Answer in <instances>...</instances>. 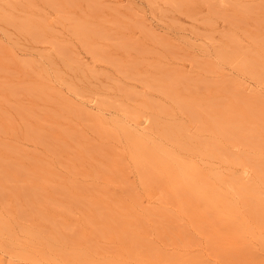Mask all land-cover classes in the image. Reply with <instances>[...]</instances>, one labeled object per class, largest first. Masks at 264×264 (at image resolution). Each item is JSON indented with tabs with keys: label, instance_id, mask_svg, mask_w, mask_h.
<instances>
[{
	"label": "rangeland",
	"instance_id": "1",
	"mask_svg": "<svg viewBox=\"0 0 264 264\" xmlns=\"http://www.w3.org/2000/svg\"><path fill=\"white\" fill-rule=\"evenodd\" d=\"M0 105V264H264V0H0Z\"/></svg>",
	"mask_w": 264,
	"mask_h": 264
},
{
	"label": "bare ground",
	"instance_id": "2",
	"mask_svg": "<svg viewBox=\"0 0 264 264\" xmlns=\"http://www.w3.org/2000/svg\"><path fill=\"white\" fill-rule=\"evenodd\" d=\"M176 6V5H175ZM178 8V7H177ZM127 9V8H126ZM113 11V10H112ZM114 12V11H113ZM232 17V16H231ZM123 19V18H122ZM132 21V20H131ZM207 22V21H206ZM240 22V21H239ZM135 24V23H134ZM137 24V23H136ZM175 24V23H174ZM119 25V24H118ZM116 26V25H115ZM121 26V24L119 25V27ZM134 26V25H133ZM122 27V26H121ZM120 27V28H121ZM140 27V26H139ZM140 29V28H139ZM76 30V29H75ZM73 31V30H72ZM73 33V32H72ZM145 34V33H144ZM209 34V33H208ZM78 35H81L80 34V32L78 33ZM102 35V34H101ZM152 35V34H151ZM104 36H106V35H104ZM117 37H119V36H117ZM146 37H148V36H146ZM151 37V36H150ZM157 38V37H156ZM203 39V38H202ZM110 40V39H109ZM153 40V39H152ZM117 41V40H116ZM156 41V40H155ZM118 42V41H117ZM195 42V41H194ZM156 44V43H155ZM86 45V44H85ZM117 45V44H116ZM58 48V47H57ZM56 48V49H57ZM64 49V47H61L60 48V50L61 49ZM90 49H91V47H89ZM59 49V48H58ZM151 49V48H150ZM149 50V49H148ZM225 50V49H224ZM91 51V50H90ZM94 51V50H93ZM100 51V50H99ZM136 51V50H135ZM142 51V50H141ZM145 50H143V52H144ZM152 50H150V52H151ZM155 51V50H154ZM223 51V50H222ZM222 51H221V53H222ZM226 51V50H225ZM224 51V52H225ZM228 51H230V49L228 50ZM227 51V52H228ZM56 52V51H55ZM63 52V51H62ZM160 52V51H159ZM169 52V51H168ZM100 53H101V51H100ZM99 53V54H100ZM155 53V52H154ZM170 53V52H169ZM58 54V53H57ZM95 54V53H94ZM172 54V53H171ZM225 54H226V52H225ZM63 55H65V52L63 53ZM155 55H157V53H155ZM230 55H234V54H230ZM229 55V56H230ZM160 56H161V54H160ZM176 56V55H175ZM180 56V55H179ZM225 56H227V55H225ZM228 56V57H229ZM11 57V56H10ZM45 57V56H44ZM56 57V56H55ZM213 57V56H212ZM231 57H233V56H230V58ZM61 58V57H60ZM189 58V57H188ZM227 58V57H226ZM229 58V59H230ZM55 59H57V58H55ZM62 59V58H61ZM69 59V58H68ZM191 59V61L193 60L192 58H190ZM222 59V58H221ZM12 60V59H11ZM20 60V59H19ZM41 60V59H40ZM47 60V59H46ZM49 60V59H48ZM228 60V59H227ZM51 61V60H50ZM49 61V62H50ZM69 61V60H68ZM220 61H222V60H220ZM231 61V60H230ZM8 62V61H7ZM21 62V61H20ZM36 62V61H35ZM228 62V61H227ZM232 62V61H231ZM8 63H10V62H8ZM56 63V62H55ZM61 63H62V61H61ZM67 63V62H66ZM216 63H218V62H216ZM215 63V64H216ZM221 63H223V61L221 62ZM225 63V62H224ZM229 63V62H228ZM12 64V63H11ZM50 65H52V63H49ZM14 65V64H13ZM32 65H33V63H32ZM54 65H56V64H54ZM228 65V64H227ZM232 65V64H231ZM57 66V65H56ZM70 65H68V67H69ZM12 67V66H11ZM38 67V66H37ZM58 67V66H57ZM65 67H66V65H65ZM71 67V66H70ZM69 67V68H70ZM149 67V66H148ZM223 67V66H222ZM23 68V67H22ZM25 68H26V66H25ZM67 68V67H66ZM65 68V69H66ZM24 69V68H23ZM49 69V68H48ZM57 69V68H56ZM68 69V68H67ZM66 69V70H67ZM76 69V68H75ZM224 69V68H223ZM61 70V69H60ZM65 70V71H66ZM76 70H78V69H76ZM4 71V70H3ZM24 71L26 72V70L24 69ZM40 71H42V70H40ZM68 71H71L70 69L68 70ZM75 71V70H74ZM230 71V70H229ZM24 72V73H25ZM31 72V71H30ZM42 72H44V71H42ZM234 72V71H233ZM3 73V72H2ZM60 73V72H59ZM73 73V72H72ZM4 74V73H3ZM30 74V73H29ZM40 74H41V72H40ZM44 74V73H43ZM47 74H49V72L47 73ZM65 74V73H64ZM66 75V74H65ZM75 75H76V73H75ZM46 76V75H45ZM5 77V76H4ZM29 77V76H28ZM68 77V76H67ZM56 78V77H55ZM84 78V77H83ZM32 79V78H31ZM33 79H35L34 77H33ZM68 80H69V78H67ZM94 79H95V77H94ZM36 80V79H35ZM60 80V79H59ZM72 80V79H71ZM207 80V79H206ZM33 81V80H32ZM37 81V80H36ZM63 81V80H62ZM91 81V80H90ZM74 83V82H73ZM5 84V83H4ZM34 84V83H33ZM46 84V83H45ZM23 85V84H22ZM198 85V84H197ZM59 86V85H58ZM71 86V85H70ZM116 86V85H115ZM22 87V86H21ZM25 87H27V86H25ZM39 87V86H38ZM72 87V86H71ZM74 87V86H73ZM16 88V87H15ZM22 88H24V86L22 87ZM29 88H30V86H29ZM78 88H80V87H78ZM87 88V87H86ZM118 88V87H117ZM19 89H20V87H19ZM28 89V88H27ZM27 89H23V90H25V92H28V91H26ZM49 89V88H48ZM72 89V88H71ZM75 89H77V88H75ZM18 90V89H17ZM23 90H21V91H23ZM28 90H30V89H28ZM33 90V89H32ZM31 90V91H32ZM35 90V89H34ZM231 90V89H230ZM16 91V90H15ZM255 91V90H254ZM18 92V91H17ZM30 93V92H29ZM40 93V92H39ZM79 93V92H78ZM19 94V93H18ZM25 94V93H24ZM80 94V93H79ZM81 94H82V91H81ZM13 95V94H12ZM17 95V94H16ZM21 95V94H20ZM33 95V94H32ZM71 95V94H70ZM14 96V95H13ZM46 96H48L47 94H46ZM50 96V95H49ZM48 96V97H49ZM74 96V95H73ZM94 96V95H93ZM42 97H43V95H42ZM48 97H46V98H48ZM52 97V96H51ZM59 97V96H58ZM39 98V97H38ZM50 98V97H49ZM48 98V99H49ZM96 98H97V95H96ZM115 98V97H114ZM134 98V97H133ZM53 99H54V96H53ZM95 99V98H94ZM106 99V98H105ZM135 99V98H134ZM7 101V100H6ZM39 102V101H38ZM52 102V101H51ZM8 104V103H7ZM84 104V103H83ZM6 105V104H5ZM1 106V105H0ZM10 108V107H9ZM37 109V108H36ZM15 110V109H14ZM1 111V110H0ZM26 111H28V110H26ZM37 111H38V109H37ZM50 111V110H49ZM48 111V112H49ZM57 111V110H56ZM15 112V111H14ZM53 112H55V111H53ZM100 112V111H99ZM111 112V111H110ZM146 112V111H145ZM3 113V112H2ZM1 113V114H2ZM28 113V112H27ZM47 113V112H46ZM56 113V112H55ZM54 113V114H55ZM104 113V112H103ZM149 113V112H148ZM15 114V113H14ZM31 114V113H30ZM36 114V113H35ZM43 114H45V113H43ZM51 114V113H50ZM49 114V115H50ZM104 114H106V113H104ZM6 115V114H5ZM32 115V114H31ZM37 115V114H36ZM52 115V114H51ZM93 115V114H92ZM118 115V114H117ZM155 115V114H154ZM2 116H4V115H2ZM35 116V115H34ZM106 116V115H105ZM114 116H115V114H114ZM121 116V115H120ZM46 117V116H45ZM49 117V116H48ZM56 117V116H55ZM91 118H92V116H90ZM29 118V117H28ZM56 118H58V117H56ZM55 118V119H56ZM165 118V117H164ZM30 119H31V117H30ZM40 119V118H39ZM89 119V118H88ZM180 119V118H179ZM6 120V119H5ZM23 120V119H22ZM21 120V121H22ZM123 120V119H122ZM168 120H170V119H168ZM25 123V122H24ZM24 123H21V124H24ZM127 123V122H126ZM2 124V123H1ZM27 124V123H26ZM26 124H25V126H26ZM49 124V123H48ZM127 124H129V123H127ZM187 124H188V122H187ZM53 125V124H52ZM116 125V128H118V130L120 131V132H123V133H125V131H128V129H129V127L127 126V125H125V124H123V122L122 121H120V123H116L115 124ZM189 125V124H188ZM24 126V127H25ZM27 126H29L28 124H27ZM134 127H136V125L134 126ZM3 128V127H2ZM28 128V127H27ZM49 129V128H48ZM28 130V129H27ZM99 130H101L100 128H99ZM24 131V130H23ZM32 131H34L33 129H32ZM39 132V131H38ZM132 132V131H131ZM28 133V132H27ZM34 133V135H35V132H33ZM32 133V134H33ZM37 133V132H36ZM148 133V132H147ZM20 134V133H19ZM3 135V134H2ZM27 135V134H26ZM88 135V134H87ZM152 135V134H151ZM206 135V134H205ZM19 136V135H18ZM36 136H38V135H36ZM208 136V135H207ZM206 136V137H207ZM213 137V136H212ZM23 138V137H22ZM25 138H26V136H25ZM43 138V137H42ZM168 138V137H167ZM217 138V137H216ZM27 140V139H26ZM25 140V141H26ZM159 140V139H158ZM182 140V139H181ZM40 141V140H39ZM151 142V141H150ZM172 142V141H171ZM180 142H182V141H180ZM42 143H43V141H42ZM165 144H167V143H165ZM172 144V143H171ZM3 145V144H2ZM42 145V144H41ZM140 144H138V143H135V142H132V140L131 139H129L128 138V140H127V147L129 148V153L131 154V158L134 160L133 162H135V164H137L138 165V167H140L141 168V172H142V174L145 176L146 175V171H145V166H147V164H148V162H149V159L151 158V157H153V156H155V155H147V153L144 151V150H142L141 149V147L139 146ZM168 145V144H167ZM225 145V144H224ZM104 146V145H103ZM166 146V145H165ZM172 146V145H171ZM13 148V147H12ZM121 148V147H120ZM155 148L156 149H158V151L160 150L159 148H158V146H155ZM226 148V147H225ZM41 149V148H40ZM241 149V148H240ZM39 150V149H38ZM176 150V149H175ZM233 150H234V148H233ZM246 150V149H245ZM201 151V150H200ZM11 152V151H10ZM16 153H17V151H16ZM51 154H53V153H51ZM17 157V156H16ZM26 157H28V156H26ZM23 158V157H22ZM13 159H15V158H13ZM26 159V158H25ZM45 159V158H44ZM201 159V158H200ZM260 159V158H259ZM28 160H29V158H28ZM207 160V159H206ZM15 161V160H14ZM13 161V162H14ZM258 162V161H257ZM5 163V162H4ZM15 164V163H14ZM214 164V163H213ZM216 164V163H215ZM257 164V163H256ZM3 165V164H2ZM9 165V164H8ZM10 165H12V163L10 164ZM258 165V164H257ZM5 166V165H4ZM19 166V164L16 166V168ZM22 166V165H21ZM13 168V167H12ZM22 168V167H21ZM21 168H19L20 170H21ZM221 168V167H220ZM18 169V170H19ZM23 169V168H22ZM221 170V169H220ZM16 171V170H15ZM23 171V170H22ZM1 173V172H0ZM19 173V172H18ZM3 172H2V176H3ZM20 174H22V172H20ZM14 175V174H13ZM146 177V176H145ZM14 178V177H13ZM13 178H11V179H13ZM253 178V177H252ZM251 178V179H252ZM15 179H16V177H15ZM257 179V178H256ZM5 180H7L6 179V177H5ZM33 180V179H32ZM14 181V180H13ZM33 181H35V180H33ZM236 181H238V180H236ZM257 181H258V179H257ZM5 183L7 182V181H4ZM53 184V183H52ZM228 185H230L231 186V190L229 191V189L227 188V187H225V182L224 181H222V182H220V183H218L217 184V186H215V184H211V185H207V184H202V185H200L198 188H199V190H198V192L200 193V194H202L203 195V197L205 198V197H207V198H209V199H211L212 201H213V203L214 204H219L220 206L221 205H223L225 208H227V207H230V206H234L233 204L234 203H236L237 202V200L235 199V198H237V196L239 195V192H241V190H243V186L242 185H239L238 186V184L236 183V184H232V182L231 183H228ZM13 187V186H12ZM23 187V186H22ZM52 187V186H51ZM114 187V186H113ZM48 188V187H47ZM241 189V190H240ZM49 190V189H48ZM51 191V190H50ZM0 192H1V190H0ZM40 192V191H39ZM2 193V192H1ZM42 193V192H41ZM26 195V194H25ZM2 196V195H1ZM30 197V196H29ZM23 198V197H22ZM43 195H42V200H43ZM138 198V197H137ZM199 199V198H198ZM15 200V199H14ZM16 201V200H15ZM30 201V200H29ZM21 202V201H20ZM26 203V202H25ZM255 203V202H254ZM153 204V203H152ZM40 205V204H39ZM55 208V207H54ZM31 209V208H30ZM11 210V209H10ZM9 210V211H10ZM2 211V210H1ZM0 211V212H1ZM8 211V212H9ZM23 211V210H22ZM13 212V211H12ZM2 213V212H1ZM24 213V212H23ZM8 215H9V213H8ZM40 216V215H39ZM158 217V216H157ZM13 220V219H12ZM9 221H10V219H9ZM179 222H180V220H179ZM0 224L5 228V223L4 222H0ZM12 224V223H11ZM148 224V223H147ZM1 225H0V231H1V228H3V227H1ZM119 226V225H118ZM150 227V226H149ZM119 228H121V227H119ZM148 228V227H147ZM189 228V227H188ZM42 229V228H41ZM41 229L39 230V231H41ZM190 230V229H189ZM195 230V229H194ZM68 232V231H67ZM63 233H65V231L63 232ZM202 233V232H201ZM153 234V233H152ZM1 235L2 234H0V238H1ZM8 236V235H7ZM34 236V235H33ZM33 236H31L30 235V238L31 239H33L32 237ZM153 236V235H152ZM194 236V235H193ZM10 238V237H9ZM82 238V237H81ZM8 239V238H7ZM34 239H35V237H34ZM9 240V239H8ZM47 240V239H46ZM51 240V239H50ZM196 240V239H195ZM201 240V239H200ZM55 240H53V242H54ZM47 243V242H46ZM55 243V242H54ZM85 243V242H84ZM224 243V242H223ZM49 244V243H48ZM59 244V243H58ZM115 244V243H114ZM15 245V244H14ZM17 246H18V244H16ZM85 246V245H84ZM1 247H2V242H1ZM6 247V246H5ZM11 247H12V245H11ZM11 247H9V248H11ZM20 247V246H19ZM161 247V246H160ZM3 248V247H2ZM17 248V247H16ZM22 248V247H21ZM41 248V247H40ZM202 248V247H201ZM1 249V248H0ZM12 249H13V247H12ZM18 249V248H17ZM48 249H50L49 247H48ZM65 249H67V248H65ZM75 250V249H74ZM81 250V249H80ZM178 250V249H177ZM17 251H19V250H17ZM44 251H45V249H44ZM47 251V250H46ZM50 251V250H49ZM112 251H113V249H112ZM111 251V252H112ZM179 251V250H178ZM195 251V250H194ZM201 251V250H200ZM203 251V250H202ZM69 252H70V250H69ZM17 253V252H16ZM15 253V254H16ZM18 253H20V252H18ZM84 253V252H83ZM50 254V253H49ZM52 255V254H51ZM50 255V256H51ZM17 256V255H16ZM34 257H35V255H33ZM84 256V255H83ZM37 257V256H36ZM219 257V256H218ZM89 258V257H88ZM133 258V257H132ZM141 258V257H140ZM87 259V258H86ZM11 260V259H10ZM14 260V259H13ZM35 260H37V261H35V262H39L40 264H64L63 262H61V261H59V260H56V258L54 259L53 257H49V258H44V257H39V258H36ZM80 260V259H79ZM184 260V259H183ZM12 261V260H11ZM18 261V260H17ZM23 262V261H22ZM81 262V261H80ZM101 262V261H100ZM106 262V261H105ZM104 262V263H105ZM118 262V261H117ZM211 262V261H210ZM18 263V262H17ZM82 264V263H81ZM88 264V263H87ZM183 264H184V262H183Z\"/></svg>",
	"mask_w": 264,
	"mask_h": 264
}]
</instances>
